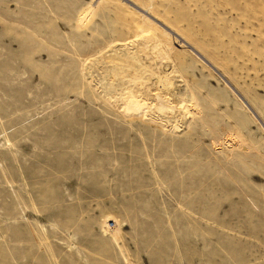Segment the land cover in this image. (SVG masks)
I'll list each match as a JSON object with an SVG mask.
<instances>
[{"label": "rangeland", "instance_id": "rangeland-1", "mask_svg": "<svg viewBox=\"0 0 264 264\" xmlns=\"http://www.w3.org/2000/svg\"><path fill=\"white\" fill-rule=\"evenodd\" d=\"M0 264H264V0H0Z\"/></svg>", "mask_w": 264, "mask_h": 264}, {"label": "bare ground", "instance_id": "bare-ground-1", "mask_svg": "<svg viewBox=\"0 0 264 264\" xmlns=\"http://www.w3.org/2000/svg\"><path fill=\"white\" fill-rule=\"evenodd\" d=\"M185 41V40H184ZM186 42V41H185ZM115 45V44H114ZM132 45V44H131ZM133 45L135 46V51H130V52H128V53H126V51H125V56H124V58H121L122 60H120V58H119V60L120 61H122L123 62V64H121V65H119V63H118V66H120V70H115V71H113V72H111V71H109V72H111V73H114L115 75L117 74V75H119L120 74V72H118V71H121V72H123V74H124V72L125 71H123V70H121V69H123V68H126V67H128V68H130L131 69V71L135 68V69H137V72L135 71V75H133L134 73V70L132 71V75H133V79H134V82L135 83H137V82H140L141 84H144L145 86L147 85L146 83H147V80H151L150 78L152 77H155L156 78V83L155 82H153V83H155V91H157L156 92V94L154 95V103H153V105L152 106H150V107H152V109L155 107V108H157L158 109V111L159 112H161L162 114L164 113V114H168V113H172V114H174L175 112H177V111H181V113H182V115L184 116V118H186L185 119V121H184V123H183V120L181 121L182 123H183V125H185V127H186V125H187V121H188V116L190 115L189 114V110H188V108H187V106L184 104V105H180V107H178V106H176V105H174V103L172 102V100H171V98H170V96H169V94H170V92L172 91V89H173V87H174V79H173V77H172V73L174 74V70L172 71L171 70V72L169 71L170 70V65H172L171 64V61H170V58H169V52L168 51H166L165 49H164V47L162 46V43H160L159 41H157L156 40V38H154V37H152V36H139L138 38H136V40L135 41H133ZM124 46V45H123ZM128 48V47H127ZM114 49V48H113ZM125 49V48H124ZM131 50H132V46H131ZM102 51V50H101ZM113 53V52H112ZM123 53V52H122ZM102 54H104V53H102ZM106 54V53H105ZM104 54V55H105ZM109 55H112V54H110L109 53ZM116 55H117V53H116ZM116 55H115V57H116ZM123 55V54H122ZM122 55H120V56H122ZM107 56H108V54H107ZM105 56V58H104V61H105V59H107V58H109L110 59V56ZM119 57V56H118ZM118 57H116V58H111V62H115L116 61V59H118ZM99 58V57H98ZM109 59H108V61H109ZM116 63V62H115ZM117 64V63H116ZM166 64H169V68L168 69H166L165 67H164V65H166ZM117 66V67H118ZM133 68V69H132ZM114 69V68H113ZM130 69H128V70H130ZM112 70V69H111ZM126 70V69H125ZM127 70V73L129 72ZM126 73V72H125ZM130 73V72H129ZM113 74V75H114ZM108 77H109V74L107 75ZM106 76V77H107ZM122 77H123V75H121ZM113 77V76H112ZM120 77V76H119ZM129 77H132L131 75L129 76ZM176 77V76H175ZM110 78V77H109ZM118 78V77H117ZM125 78H127L126 77V75H125ZM128 80V79H127ZM114 81V80H113ZM131 81V80H130ZM152 81V80H151ZM112 82V81H111ZM132 82V81H131ZM135 83H133V84H135ZM136 85V84H135ZM102 86V85H101ZM112 86H113V83H112ZM123 86V85H122ZM137 87L138 86H136L135 88H136V90H137ZM142 87H143V85H142ZM124 88V87H123ZM130 88V87H129ZM138 88H140V87H138ZM150 87L149 86H147V89H149ZM141 89V88H140ZM143 89V88H142ZM128 90V89H127ZM131 90V89H130ZM129 90V91H130ZM133 90V89H132ZM143 90H145V89H143ZM135 91V90H134ZM140 91V90H139ZM138 91V92H139ZM150 91V90H149ZM141 92V91H140ZM145 91H143V93H144ZM130 93H131V91H130ZM137 93V92H136ZM135 92H132L131 94V97H133V98H131V100L133 99L134 100V102H135V106L132 108V109H134V108H137V106H139V105H137L139 102H140V100L138 101V94H136ZM143 93L141 94V96L143 95ZM148 93V92H147ZM151 93V92H150ZM149 93V94H150ZM144 97V96H143ZM118 100V99H117ZM152 101H153V99H152ZM142 103V102H141ZM144 105V104H143ZM141 107H143V106H141ZM148 107V106H147ZM138 109V108H137ZM149 109H151V108H149ZM148 109V110H149ZM146 110V109H145ZM146 112V111H145ZM179 113V112H178ZM160 114V113H159ZM176 114V113H175ZM169 115V114H168ZM151 116V115H150ZM173 116V115H172ZM176 116V115H175ZM180 116V115H179ZM183 116H181V118L183 117ZM158 118V117H157ZM174 118V117H173ZM183 118V119H184ZM153 119L155 120L156 119V117L154 118L153 117ZM160 119V118H159ZM158 119V120H159ZM176 119H177V117H176ZM175 119V120H176ZM164 120V119H163ZM178 120V119H177ZM157 121V120H156ZM163 122V121H162ZM171 122V121H170ZM180 122V121H179ZM160 123V122H159ZM177 123V122H176ZM181 123V124H182ZM163 124V123H162ZM171 125H172V122H171V124H170V127H171ZM174 125H175V123H174ZM169 127V126H168ZM172 128V127H171ZM174 128H176L177 129V131H178V129L180 128L179 126H178V124L177 125H175V127ZM173 129V128H172ZM181 131V130H180Z\"/></svg>", "mask_w": 264, "mask_h": 264}, {"label": "built area", "instance_id": "built-area-1", "mask_svg": "<svg viewBox=\"0 0 264 264\" xmlns=\"http://www.w3.org/2000/svg\"><path fill=\"white\" fill-rule=\"evenodd\" d=\"M111 224L113 225V222Z\"/></svg>", "mask_w": 264, "mask_h": 264}]
</instances>
